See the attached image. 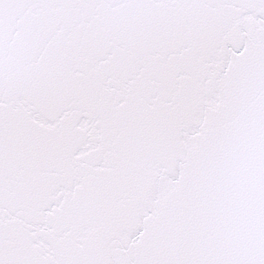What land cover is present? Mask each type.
Returning a JSON list of instances; mask_svg holds the SVG:
<instances>
[{"label":"snow or ice","instance_id":"snow-or-ice-1","mask_svg":"<svg viewBox=\"0 0 264 264\" xmlns=\"http://www.w3.org/2000/svg\"><path fill=\"white\" fill-rule=\"evenodd\" d=\"M0 264H264V0H0Z\"/></svg>","mask_w":264,"mask_h":264}]
</instances>
